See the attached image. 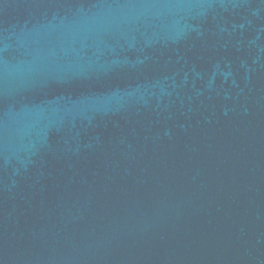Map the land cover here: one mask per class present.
Masks as SVG:
<instances>
[{"label": "water", "instance_id": "1", "mask_svg": "<svg viewBox=\"0 0 264 264\" xmlns=\"http://www.w3.org/2000/svg\"><path fill=\"white\" fill-rule=\"evenodd\" d=\"M0 264H264V0H0Z\"/></svg>", "mask_w": 264, "mask_h": 264}]
</instances>
